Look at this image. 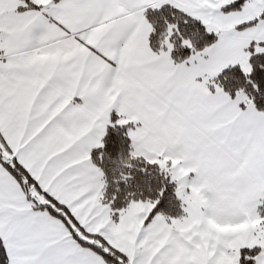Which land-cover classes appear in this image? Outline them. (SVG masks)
<instances>
[{"label": "snow or ice", "instance_id": "6c2138e0", "mask_svg": "<svg viewBox=\"0 0 264 264\" xmlns=\"http://www.w3.org/2000/svg\"><path fill=\"white\" fill-rule=\"evenodd\" d=\"M0 264H264V0H0Z\"/></svg>", "mask_w": 264, "mask_h": 264}]
</instances>
